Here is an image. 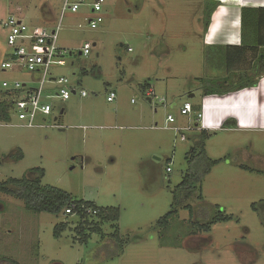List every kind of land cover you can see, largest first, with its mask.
Wrapping results in <instances>:
<instances>
[{
	"label": "rangeland",
	"instance_id": "obj_1",
	"mask_svg": "<svg viewBox=\"0 0 264 264\" xmlns=\"http://www.w3.org/2000/svg\"><path fill=\"white\" fill-rule=\"evenodd\" d=\"M92 1L84 0L77 13L65 12L57 45L72 54L64 56L66 65L49 70L87 97L51 100L54 109L43 127L21 126L12 114L0 120V182L40 169L41 185L116 208L119 219L98 223L100 233L90 232L88 223L84 243L75 231L77 216L33 213L0 193V264H264V131L209 133L206 155L220 162L202 180L201 199L189 200L193 216L178 209L158 225L172 210L173 190L195 165L190 149L197 110H180L200 101L202 79L227 76L219 69V48L202 46L207 0H105L103 21L94 30L85 20ZM62 2L0 0V103L9 102L2 83L29 77L20 69H1L10 53L2 25L12 16L50 29ZM41 13L50 24L40 22ZM85 43L89 55L80 56ZM253 59L249 52L237 69L250 70ZM148 86L165 98L163 104L149 101ZM168 115L174 119L169 125ZM58 117L62 128L53 126ZM218 215L229 220L210 223ZM197 221L210 225L199 229L192 225ZM61 223L66 228L56 237ZM114 226L122 241L119 256L108 237Z\"/></svg>",
	"mask_w": 264,
	"mask_h": 264
},
{
	"label": "trees",
	"instance_id": "obj_2",
	"mask_svg": "<svg viewBox=\"0 0 264 264\" xmlns=\"http://www.w3.org/2000/svg\"><path fill=\"white\" fill-rule=\"evenodd\" d=\"M218 1L207 0L204 4V28L207 29L212 13ZM240 28H241V43L243 49L253 50L258 47H264V8H242L240 13ZM256 64L253 66L254 73L253 78L247 79L244 82L237 81L238 86L232 80L233 76H230L229 82L227 80L218 81H205L202 85L203 95L208 94H225L232 91L241 90L246 87H253L257 84L258 79L263 75L261 68L258 69V65L264 63V52L260 50L259 56L256 60ZM242 76H246L244 73ZM241 77V76H240ZM238 77V78H240ZM8 95V94H7ZM10 107L11 103H0V120L9 121L10 119ZM227 123L223 127H226ZM209 135L201 130L192 137L191 147V161H195V165L189 169L183 176L182 181L173 190V207L165 217L159 220L158 225H165L170 216L177 213L178 209L188 210L189 215L193 216V211L188 202L191 199H201L200 184L204 177H206L211 169L219 164V160H211L205 151V144ZM15 158L20 160L22 155H18ZM246 169V168H244ZM31 174L33 176L31 177ZM264 174V172H263ZM43 172L40 169H32L29 177L22 179H10L5 182H0V193L12 196L23 201L25 208L33 213H45L51 215H59L64 213L68 208H72L73 213L77 216L79 223L76 228L77 236H82L81 241L86 242L88 236L82 234L85 231V226L90 223V232L100 233L98 223H112L119 219V211L116 208H102L96 206L91 202L74 200L69 193L60 190L52 186L41 185V177ZM90 211V213H88ZM90 220V221H89ZM96 220V222H94ZM229 220L228 217L218 215L214 217L212 222H222ZM207 225H200L197 221L193 223V226L204 228ZM66 228L65 223L55 226L54 235L59 237L60 233ZM208 229V228H206ZM111 242L114 244V249L117 256L122 252V241L119 237L118 231L114 226V232L108 236Z\"/></svg>",
	"mask_w": 264,
	"mask_h": 264
},
{
	"label": "built area",
	"instance_id": "obj_3",
	"mask_svg": "<svg viewBox=\"0 0 264 264\" xmlns=\"http://www.w3.org/2000/svg\"><path fill=\"white\" fill-rule=\"evenodd\" d=\"M105 0H93L90 5L91 9L86 17V23L92 30L96 29L103 21L101 15L102 5ZM84 4V0H63L60 17L58 23L47 29L39 26H28L16 17H9L2 27L7 30L6 42L10 49L7 59L1 63V69L14 70L20 69L22 72L28 74L27 81L14 80L11 85L9 83H2V87L8 90L7 94L11 103L10 114L21 122V126L25 127H43L47 125L46 117L53 112V105L51 100L60 99L67 101L72 95L78 94L81 98L87 97L84 90H77L69 87L70 82L67 78L54 76L50 73V68L53 66H64L66 61L64 56L71 55L70 50H66L57 45L58 31L61 27V19L65 12L77 13L80 7ZM90 46L85 43L79 50L78 55L88 56ZM115 92H110L107 96L108 102H113L115 99ZM149 101H158L163 104L164 97H158L153 90L147 91ZM62 111V110H61ZM193 106L190 103H184L180 113L181 115H189L193 112ZM195 112L194 128L196 131H201L200 126L202 114L199 111ZM60 112V114H62ZM59 120L54 118V122ZM174 123L172 116L168 115L166 124ZM54 127L62 128L57 121L53 124ZM169 129L180 133L183 130L190 128L168 127ZM85 129V127H83ZM181 141H185L183 135L180 137ZM166 172L170 173L171 168L166 167ZM67 216H76L72 208L64 211ZM90 213V211H88Z\"/></svg>",
	"mask_w": 264,
	"mask_h": 264
},
{
	"label": "crops",
	"instance_id": "obj_4",
	"mask_svg": "<svg viewBox=\"0 0 264 264\" xmlns=\"http://www.w3.org/2000/svg\"><path fill=\"white\" fill-rule=\"evenodd\" d=\"M217 1L218 5L212 13L207 29L204 30L202 46L207 49L219 48V52L224 56V64L219 69L225 68L227 76L218 79H202L201 83L211 80L218 82L227 80V83H230L229 78L233 76L232 80L235 83L233 85L238 86V83L254 77L253 66L257 63L260 50L264 52V47L253 50L243 49L240 28L241 9L264 8V0ZM40 22L48 25L51 23L50 17L41 13ZM249 52L254 56L252 68L250 70L237 69L239 68L237 65L242 64L243 57ZM259 68L264 72V63L258 65ZM244 73L246 76H242ZM238 79L239 82L237 83ZM148 88L151 89L150 86ZM198 92L201 95L200 101L192 104V106L202 114L200 126L208 135L219 131L234 133L264 131V73L253 87H246L225 94L203 95L200 88ZM188 97L194 98L195 93L189 92ZM60 123H62V119ZM225 123L227 125L223 127ZM85 129L87 128L85 127Z\"/></svg>",
	"mask_w": 264,
	"mask_h": 264
},
{
	"label": "bare ground",
	"instance_id": "obj_5",
	"mask_svg": "<svg viewBox=\"0 0 264 264\" xmlns=\"http://www.w3.org/2000/svg\"><path fill=\"white\" fill-rule=\"evenodd\" d=\"M214 18H215V17H214ZM215 22H216V21H215ZM215 22H214V23H215ZM235 25H236V24H235ZM233 26H234V25H233Z\"/></svg>",
	"mask_w": 264,
	"mask_h": 264
},
{
	"label": "water",
	"instance_id": "obj_6",
	"mask_svg": "<svg viewBox=\"0 0 264 264\" xmlns=\"http://www.w3.org/2000/svg\"><path fill=\"white\" fill-rule=\"evenodd\" d=\"M190 150H192V149H190Z\"/></svg>",
	"mask_w": 264,
	"mask_h": 264
}]
</instances>
